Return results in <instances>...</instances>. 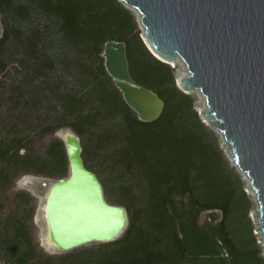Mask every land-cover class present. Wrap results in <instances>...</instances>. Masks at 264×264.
Segmentation results:
<instances>
[{
    "label": "trees",
    "instance_id": "1",
    "mask_svg": "<svg viewBox=\"0 0 264 264\" xmlns=\"http://www.w3.org/2000/svg\"><path fill=\"white\" fill-rule=\"evenodd\" d=\"M0 13V49L11 33L20 40L32 80L44 78L57 99L54 108L65 115L63 121L44 126L41 134L71 127L81 138L84 163L98 174L107 201L124 206L129 215L128 229L119 240L48 257L45 264L53 259L61 264H264L252 246L254 237L245 243L230 229L233 216L243 213L249 218L251 200L241 177L201 122L194 98L176 85L174 69L144 44L131 10L119 0H0ZM32 14L53 19L55 29L11 25L15 15L17 22H26ZM110 40L126 43L132 78L164 100L157 120L140 121L106 72L101 55ZM13 143L23 144L22 139ZM99 154L101 162L92 165ZM0 163V186L11 166L55 179L68 173L59 139L50 142L44 157L1 148ZM186 195L192 198L189 209L177 201ZM17 198V211L4 219L5 233L11 229L14 235L5 239L6 250L15 264H33L37 246L27 221L34 206L26 193ZM2 209L0 200V216ZM215 210L222 213L216 226L198 225L202 211Z\"/></svg>",
    "mask_w": 264,
    "mask_h": 264
},
{
    "label": "water",
    "instance_id": "2",
    "mask_svg": "<svg viewBox=\"0 0 264 264\" xmlns=\"http://www.w3.org/2000/svg\"><path fill=\"white\" fill-rule=\"evenodd\" d=\"M119 1L139 15L141 38L156 58L169 65L178 58L184 62L188 76L180 85L205 98L204 117L223 134L264 241V0ZM3 33L0 13V37ZM101 56L138 119L157 120L164 100L132 78L126 43L107 41ZM54 136L64 145L67 175L22 178H28L24 188L38 201L33 220L40 247L67 254L119 240L129 226L127 209L107 201L99 178L84 163L80 136L70 127Z\"/></svg>",
    "mask_w": 264,
    "mask_h": 264
},
{
    "label": "rangeland",
    "instance_id": "3",
    "mask_svg": "<svg viewBox=\"0 0 264 264\" xmlns=\"http://www.w3.org/2000/svg\"><path fill=\"white\" fill-rule=\"evenodd\" d=\"M131 12L135 15L138 28L142 32V26L139 23V15L135 11L131 10ZM16 20L17 18L15 15L11 23L14 28H21L29 25H38L41 28H45L46 26L50 29H55L56 27V22L53 19L41 15L32 14L26 19V22H17ZM10 29L12 32L11 27ZM21 29L25 30V28ZM19 41L20 40L16 39L14 34L11 33L10 41L0 49V66L1 63H4L5 65V69L0 70V149L9 148L11 149V152L18 150L21 155H29L32 158L44 157L50 142L56 140L57 138L54 136L55 131L48 134H41V129L46 125L56 124L59 121H63L65 115L61 108H54L57 103V99L53 96L51 89H47V84L44 82V78L37 79L35 81L32 80L31 71L29 72L30 66L28 64L29 58L27 57L26 48L20 46ZM171 67L174 69L175 78H177V75L180 72H186L183 67L179 65V63H177L176 67L173 65ZM179 89L183 93L194 98V109L197 111L201 122L205 124V126L213 134V137L216 139L220 150L229 163L230 168H233L241 177V174L236 167L227 146L224 144L223 136L219 131L214 129L211 123L207 121L202 114V110L205 108L204 98L202 95L196 92L185 91L181 86ZM47 95H50L51 97H48ZM17 139H22L23 144L16 146L13 142ZM2 141H5V143L2 144ZM100 162L101 156L99 159L93 160L91 164L97 166ZM3 166L4 165L0 163V169ZM94 169L97 172L99 171L96 167H94ZM6 173V181H3L0 186V200L3 203V209L0 216V264H15L14 257L7 253L6 247L8 246V243L5 241V239H13L14 235L11 229L8 230V233H5L4 219L8 217V215L17 211V204L20 202L17 198L19 193L28 194L32 198V205L34 206L32 217L27 221L32 241L37 246V257L33 264H45L47 261L46 258L48 257L57 258L59 256L72 253L51 254L40 247L38 239L40 230L37 225H35L33 220L38 201L30 192L19 185V181L28 175L41 177L47 176L38 174L34 171H28L23 167L15 168L14 166L6 167ZM95 174L98 176L97 173ZM241 181L247 197L251 200L242 177ZM177 201L180 207L189 209L192 198L190 195H186L184 197H179ZM254 210L255 208L251 201V207L247 213L249 220L244 217L243 213L240 215L238 214V216L235 215L232 217L230 229L239 241L242 240V242L246 243L254 237L255 244L252 246L259 250V256L263 259L264 263V243L262 242L261 235L257 230L258 223L253 215ZM210 213L215 214L217 217L213 219L210 217ZM221 218L222 213L220 211H202L198 218V225L205 226L211 224L212 226H216ZM95 246L99 245H92L80 249L92 248ZM224 257H228V254L224 253ZM50 262L51 264H61V262L57 261V259H53Z\"/></svg>",
    "mask_w": 264,
    "mask_h": 264
},
{
    "label": "bare ground",
    "instance_id": "4",
    "mask_svg": "<svg viewBox=\"0 0 264 264\" xmlns=\"http://www.w3.org/2000/svg\"><path fill=\"white\" fill-rule=\"evenodd\" d=\"M159 58V57H158ZM177 63H179V65H181L182 67H183V69L186 71V72H180L178 75H177V82H178V84L180 85V81H181V79H183L184 77H187L188 76V72H187V68H186V66H185V64H184V62L183 61H181V59L180 58H178V60L176 61V62H172L171 63V65H173L174 67H176L177 66ZM181 86V85H180ZM188 92H196V93H199V94H201L199 91H197V90H189ZM203 97V96H202ZM204 98V97H203ZM204 103H205V108H204V110H202V114H203V112L205 111V109H206V102H205V98H204ZM204 115V114H203ZM206 119V118H205ZM207 121H209L210 123H211V119H207ZM222 136H223V134H221ZM27 177L26 178H24V179H22L21 181H19V185L20 186H22V187H24V184L26 183V181H27ZM42 239H43V241H44V235H43V237H42ZM263 243H264V241H262Z\"/></svg>",
    "mask_w": 264,
    "mask_h": 264
}]
</instances>
